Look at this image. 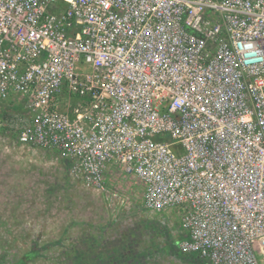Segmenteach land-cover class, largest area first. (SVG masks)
<instances>
[{"label":"built area","instance_id":"1","mask_svg":"<svg viewBox=\"0 0 264 264\" xmlns=\"http://www.w3.org/2000/svg\"><path fill=\"white\" fill-rule=\"evenodd\" d=\"M14 99L0 129L108 198L111 167L134 177L181 254L264 264V0H0Z\"/></svg>","mask_w":264,"mask_h":264},{"label":"rangeland","instance_id":"2","mask_svg":"<svg viewBox=\"0 0 264 264\" xmlns=\"http://www.w3.org/2000/svg\"><path fill=\"white\" fill-rule=\"evenodd\" d=\"M22 102H2L1 117ZM104 183L118 198L85 187L56 151L0 129V264H210L176 255L179 214L146 212L134 177L111 167Z\"/></svg>","mask_w":264,"mask_h":264},{"label":"trees","instance_id":"3","mask_svg":"<svg viewBox=\"0 0 264 264\" xmlns=\"http://www.w3.org/2000/svg\"><path fill=\"white\" fill-rule=\"evenodd\" d=\"M4 131V130H3ZM176 255H178L180 258L182 259H186V260H189V259H192V260H198L199 258L196 257L195 255H184V254H181L180 251L176 250ZM199 262V260H198Z\"/></svg>","mask_w":264,"mask_h":264},{"label":"crops","instance_id":"4","mask_svg":"<svg viewBox=\"0 0 264 264\" xmlns=\"http://www.w3.org/2000/svg\"><path fill=\"white\" fill-rule=\"evenodd\" d=\"M2 102H0V104H1ZM5 103V102H4ZM6 104H8V102L6 103ZM5 108V107H4ZM6 114H7V117H11L12 116V112H5ZM17 113V112H16ZM1 115H3L1 112H0V117H1ZM108 187V186H107ZM112 191V190H111ZM116 199V198H115ZM163 214H169L168 212H166V213H163ZM180 231H181V229H180ZM181 233V239L184 237V232H180Z\"/></svg>","mask_w":264,"mask_h":264}]
</instances>
